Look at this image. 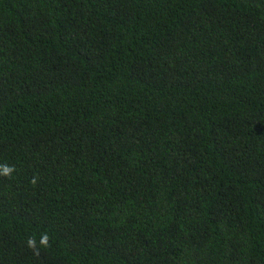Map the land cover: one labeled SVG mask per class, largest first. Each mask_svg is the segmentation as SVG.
Instances as JSON below:
<instances>
[{
  "label": "trees",
  "instance_id": "trees-1",
  "mask_svg": "<svg viewBox=\"0 0 264 264\" xmlns=\"http://www.w3.org/2000/svg\"><path fill=\"white\" fill-rule=\"evenodd\" d=\"M0 166V264H264V0H0Z\"/></svg>",
  "mask_w": 264,
  "mask_h": 264
},
{
  "label": "clouds",
  "instance_id": "clouds-1",
  "mask_svg": "<svg viewBox=\"0 0 264 264\" xmlns=\"http://www.w3.org/2000/svg\"><path fill=\"white\" fill-rule=\"evenodd\" d=\"M0 175H4V176H9L11 174L12 171H14L13 168L9 167V166H0ZM33 183H35V179H33L32 181ZM41 245L47 247L49 245V236L47 235V233L43 234L41 240H40ZM27 245L29 248H32L34 250V253L36 255H39V249L36 248V241L34 238H29Z\"/></svg>",
  "mask_w": 264,
  "mask_h": 264
}]
</instances>
